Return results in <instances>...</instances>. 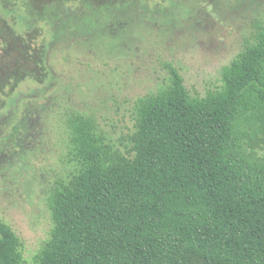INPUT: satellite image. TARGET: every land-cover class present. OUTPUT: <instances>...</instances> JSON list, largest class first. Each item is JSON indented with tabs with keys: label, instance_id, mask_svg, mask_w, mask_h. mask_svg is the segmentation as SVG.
Masks as SVG:
<instances>
[{
	"label": "trees",
	"instance_id": "obj_1",
	"mask_svg": "<svg viewBox=\"0 0 264 264\" xmlns=\"http://www.w3.org/2000/svg\"><path fill=\"white\" fill-rule=\"evenodd\" d=\"M73 1L51 0L53 16L34 17L28 0L14 2L26 19L56 27L83 12L114 20L138 11ZM30 33L14 35L22 55L44 62ZM0 49L2 73L9 54ZM8 67L0 94L18 80ZM167 70L169 84L134 103L123 146L91 117H69L68 156L78 168L52 189L51 235L33 264H264V27L204 97H192L178 70ZM0 264H26L21 240L2 221Z\"/></svg>",
	"mask_w": 264,
	"mask_h": 264
},
{
	"label": "rangeland",
	"instance_id": "obj_2",
	"mask_svg": "<svg viewBox=\"0 0 264 264\" xmlns=\"http://www.w3.org/2000/svg\"><path fill=\"white\" fill-rule=\"evenodd\" d=\"M14 1L0 0V47L9 54L0 77L11 74L8 65L19 72L12 91L0 94V221L33 264L51 235L52 189L78 168L68 156L69 117H91L110 141L125 145L134 103L169 84L168 66L192 97L221 86L223 70L264 27V0H75L119 14L128 4L138 11L114 20L83 12L59 27L26 19L23 4ZM49 3L26 5L32 17L53 16ZM85 26L92 29L64 33ZM30 29L44 62L37 53L35 60L22 55L14 35L26 38ZM24 71L39 79L24 78Z\"/></svg>",
	"mask_w": 264,
	"mask_h": 264
}]
</instances>
